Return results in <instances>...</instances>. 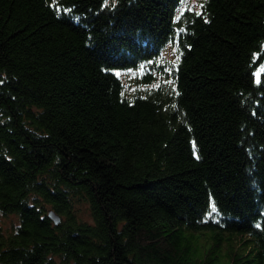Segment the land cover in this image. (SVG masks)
<instances>
[{
	"label": "trees",
	"instance_id": "trees-1",
	"mask_svg": "<svg viewBox=\"0 0 264 264\" xmlns=\"http://www.w3.org/2000/svg\"><path fill=\"white\" fill-rule=\"evenodd\" d=\"M0 214V264H264V0H0Z\"/></svg>",
	"mask_w": 264,
	"mask_h": 264
},
{
	"label": "rangeland",
	"instance_id": "rangeland-1",
	"mask_svg": "<svg viewBox=\"0 0 264 264\" xmlns=\"http://www.w3.org/2000/svg\"><path fill=\"white\" fill-rule=\"evenodd\" d=\"M191 3V6L198 7L200 5V0H186ZM186 5L184 4L182 8H185ZM175 54V49L172 46H168L165 56L169 58H173ZM119 75H121L122 80L125 84V87L128 90H133L135 87L134 81L136 77V72L134 70L129 71H118ZM17 222L15 215L5 216L0 214V224L4 225L7 228H11L13 224Z\"/></svg>",
	"mask_w": 264,
	"mask_h": 264
},
{
	"label": "water",
	"instance_id": "water-1",
	"mask_svg": "<svg viewBox=\"0 0 264 264\" xmlns=\"http://www.w3.org/2000/svg\"><path fill=\"white\" fill-rule=\"evenodd\" d=\"M49 216L54 219L56 223H59L61 221L60 216L57 215L54 211H50Z\"/></svg>",
	"mask_w": 264,
	"mask_h": 264
},
{
	"label": "snow or ice",
	"instance_id": "snow-or-ice-1",
	"mask_svg": "<svg viewBox=\"0 0 264 264\" xmlns=\"http://www.w3.org/2000/svg\"><path fill=\"white\" fill-rule=\"evenodd\" d=\"M257 75H259V74H257ZM157 87H158V85H156Z\"/></svg>",
	"mask_w": 264,
	"mask_h": 264
}]
</instances>
